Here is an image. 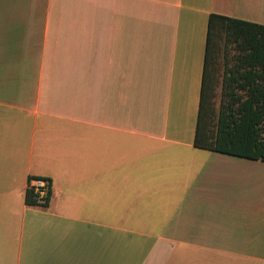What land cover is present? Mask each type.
I'll return each mask as SVG.
<instances>
[{
	"label": "crops",
	"instance_id": "crops-1",
	"mask_svg": "<svg viewBox=\"0 0 264 264\" xmlns=\"http://www.w3.org/2000/svg\"><path fill=\"white\" fill-rule=\"evenodd\" d=\"M213 14L264 0H0V264H264V163L194 146Z\"/></svg>",
	"mask_w": 264,
	"mask_h": 264
},
{
	"label": "trees",
	"instance_id": "trees-1",
	"mask_svg": "<svg viewBox=\"0 0 264 264\" xmlns=\"http://www.w3.org/2000/svg\"><path fill=\"white\" fill-rule=\"evenodd\" d=\"M222 34L225 49L230 46L234 54L228 58L225 53L219 112L215 132L211 134L206 128L214 95L210 71L216 41ZM194 146L264 163V26L209 16ZM25 202L39 205L29 188Z\"/></svg>",
	"mask_w": 264,
	"mask_h": 264
},
{
	"label": "rangeland",
	"instance_id": "rangeland-1",
	"mask_svg": "<svg viewBox=\"0 0 264 264\" xmlns=\"http://www.w3.org/2000/svg\"><path fill=\"white\" fill-rule=\"evenodd\" d=\"M216 42L217 43L214 48V58L212 61V67L210 71V75L212 77L211 80H212V83L214 84L213 86L214 95L211 100L212 108L206 117L207 119L206 128H207L208 133H211V134H214L215 132L216 120H217V116L219 112V103H220V98H221V82L223 78L224 69L226 68V65H225L226 62L224 59L225 53L227 54L226 56L228 58H231L232 54H234V52L230 50L231 48L230 46H226V49H225V41H224L223 34L220 35V37H218ZM7 63H8V59L6 58L5 55H3V50L1 49L0 51V93L2 94H4L5 88L8 87V86L6 87L5 84L10 82L8 78V74L4 70ZM6 78H8L7 79L8 81H6ZM11 84H13V82ZM254 162H257V161H252V164H259V163H254ZM257 197L264 200V172L252 169V198H257Z\"/></svg>",
	"mask_w": 264,
	"mask_h": 264
},
{
	"label": "built area",
	"instance_id": "built-area-1",
	"mask_svg": "<svg viewBox=\"0 0 264 264\" xmlns=\"http://www.w3.org/2000/svg\"><path fill=\"white\" fill-rule=\"evenodd\" d=\"M50 187V181L46 178L34 177L28 182V188L32 190L39 204H46L51 193Z\"/></svg>",
	"mask_w": 264,
	"mask_h": 264
}]
</instances>
